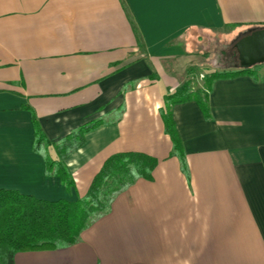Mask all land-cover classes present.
<instances>
[{
    "label": "crops",
    "instance_id": "crops-1",
    "mask_svg": "<svg viewBox=\"0 0 264 264\" xmlns=\"http://www.w3.org/2000/svg\"><path fill=\"white\" fill-rule=\"evenodd\" d=\"M258 26L264 0H0V189L74 201L115 153L157 160L74 244L14 264H264V64L215 79L208 116L171 106L185 168L161 113L193 65L187 34ZM33 114L54 160L62 139L104 122L64 158L69 189L34 149Z\"/></svg>",
    "mask_w": 264,
    "mask_h": 264
},
{
    "label": "trees",
    "instance_id": "trees-1",
    "mask_svg": "<svg viewBox=\"0 0 264 264\" xmlns=\"http://www.w3.org/2000/svg\"><path fill=\"white\" fill-rule=\"evenodd\" d=\"M239 32L242 37L252 30ZM218 32V31H216ZM236 48V47H235ZM233 56L237 55L234 49ZM232 54H229V58ZM231 60V59H230ZM238 60V59H237ZM231 62V61H230ZM239 62V61H238ZM264 63L242 68L232 64L225 69H215L204 76V87L193 89L190 78L180 89L164 96L161 109L165 132L172 141L171 155L179 157L185 168L183 148L171 117V106L175 103L194 100L205 116H208L207 95L215 79L249 74L258 78V68ZM228 66L230 67L229 69ZM224 68V67H223ZM35 125L34 149L44 155L48 174L60 177L65 188L73 185L72 176L64 158L84 142V134L100 124L102 120L85 123L56 144L59 159L54 160L46 153L49 140L46 138L33 114ZM157 160L145 153L119 152L109 156L94 176L88 191L74 201L59 199L44 200L17 190L0 189V264H14L15 254L21 251L58 250L74 244L80 233L99 216L110 210L113 198L132 184L137 178H151Z\"/></svg>",
    "mask_w": 264,
    "mask_h": 264
},
{
    "label": "rangeland",
    "instance_id": "rangeland-1",
    "mask_svg": "<svg viewBox=\"0 0 264 264\" xmlns=\"http://www.w3.org/2000/svg\"><path fill=\"white\" fill-rule=\"evenodd\" d=\"M239 35L240 33L230 29L227 32L195 30L185 36V55L193 63L187 67L190 69L188 78L193 89L199 87L205 89L206 73L215 69H225V66L230 64H232L231 67L239 66L237 55L235 58L233 56L235 45L242 38V35ZM229 54H232L230 58ZM229 68L228 66L227 69Z\"/></svg>",
    "mask_w": 264,
    "mask_h": 264
},
{
    "label": "water",
    "instance_id": "water-1",
    "mask_svg": "<svg viewBox=\"0 0 264 264\" xmlns=\"http://www.w3.org/2000/svg\"><path fill=\"white\" fill-rule=\"evenodd\" d=\"M239 66L251 67L264 63V27L252 30L235 45Z\"/></svg>",
    "mask_w": 264,
    "mask_h": 264
}]
</instances>
